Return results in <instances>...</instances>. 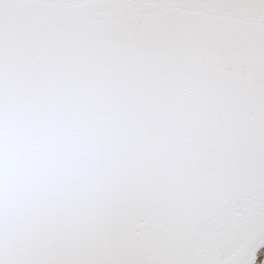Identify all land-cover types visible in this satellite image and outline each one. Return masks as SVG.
<instances>
[{
	"label": "snow or ice",
	"instance_id": "obj_1",
	"mask_svg": "<svg viewBox=\"0 0 264 264\" xmlns=\"http://www.w3.org/2000/svg\"><path fill=\"white\" fill-rule=\"evenodd\" d=\"M0 264H264V0H0Z\"/></svg>",
	"mask_w": 264,
	"mask_h": 264
}]
</instances>
